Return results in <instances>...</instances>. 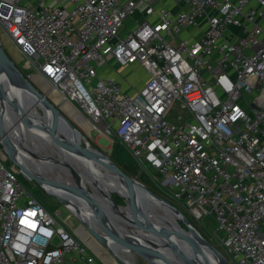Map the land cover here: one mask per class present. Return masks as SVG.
I'll return each instance as SVG.
<instances>
[{"label":"built area","instance_id":"obj_1","mask_svg":"<svg viewBox=\"0 0 264 264\" xmlns=\"http://www.w3.org/2000/svg\"><path fill=\"white\" fill-rule=\"evenodd\" d=\"M262 23L264 0H0L30 78L157 171L193 223L212 218L230 264H264ZM124 68L149 79L123 89L106 73L127 82ZM7 159L0 148V264H111Z\"/></svg>","mask_w":264,"mask_h":264},{"label":"water","instance_id":"obj_2","mask_svg":"<svg viewBox=\"0 0 264 264\" xmlns=\"http://www.w3.org/2000/svg\"><path fill=\"white\" fill-rule=\"evenodd\" d=\"M6 79L10 81L9 84L16 91H23L22 97L28 99L31 106L39 103L38 105L43 111V115H53L54 124L52 123L50 131H47L46 135H48V138L56 148L67 151L74 160L80 159L88 161L86 163L89 166L91 164H99V162L102 163L109 173L113 174L116 179L122 182L126 189L128 205H118L113 198L111 201L116 207H129L132 212L126 216H122L121 214L114 216V223H117L119 227L122 226V223H134L136 227H139V232L144 230L150 232V235L147 236L148 238L143 236L139 240H131L126 237L117 236L123 245L142 253L145 258H148L156 264H159V261L166 264H175L173 263L175 258H177L178 261L176 263L178 264L182 261L184 264H230L221 252L215 249L199 232L192 220L177 206L153 192L141 181L127 174L99 148L91 147L89 143L86 146H81L77 142H70L66 138L59 136L64 133L63 131H76L82 136L83 134L62 113V110L49 98L47 93L32 78L26 76L21 71L3 47L0 39V80L6 81ZM5 93L0 85V96L5 97L7 94ZM16 100L18 101V105L24 107L25 104H23L21 98L17 97ZM1 106L0 103V112L2 113L3 109ZM3 125V118L0 116V142L6 154L20 168L22 174L46 189V185L59 186L56 182L44 180L40 176L35 175L22 162L13 157L12 152L15 146H13L8 136L5 135ZM83 138L85 137L83 136ZM74 190L76 193L70 194V197L80 205L93 207L100 205L95 197L88 196L80 186H75ZM54 195L59 197L67 206L71 208L76 207L74 201L67 200L61 193ZM171 220L177 221L180 230L172 231L170 228H166ZM158 247L160 250H157Z\"/></svg>","mask_w":264,"mask_h":264},{"label":"bare ground","instance_id":"obj_3","mask_svg":"<svg viewBox=\"0 0 264 264\" xmlns=\"http://www.w3.org/2000/svg\"><path fill=\"white\" fill-rule=\"evenodd\" d=\"M9 83L10 81H8L7 79L6 81L0 80L2 89L7 93H5V97L0 96V103L3 109L2 113L0 112V116L3 118V128L5 130V135L8 136V138L13 143V146H15L12 152L13 157L22 162L35 175L40 176L42 179L57 182V184H59V186L57 187L46 185L47 190L53 194L61 193L67 200L69 199L71 201L74 200L70 197V194L76 193L74 187H81V185L77 183L73 175L71 179H67L65 181L63 180V175H71V169L73 168L78 171L82 170L86 178L88 179L93 193L87 192L83 189V187L81 188L88 196L95 197L99 201L100 205H97L96 207L83 206L74 201L76 207H72V209L82 217L85 222V226L91 229L92 233L96 234L99 238L100 241L92 240L90 242L91 246L95 248L97 253H99L98 251L102 249V246L108 247H104L106 249V252L103 254V256L111 264H117L115 260L116 258L121 259L125 264H136L135 254L138 253L142 255V253L136 252L134 249L123 245L118 240L117 236L126 237L131 240H139L141 237L133 235L127 230V228H131L136 231L139 230V227H136L134 223H122V226L119 227L117 223H114V216L119 214H121L122 216H126L132 211H130L131 209H129V207H116L112 203V201L107 200L103 193V191H106L107 193H119L127 197L126 189L123 186L122 182L119 179H116V177L113 174L109 173L106 169H103L102 167L105 168V166H103L102 163L99 162V164H91L89 166L88 163H86L88 161L80 159L74 160L67 151L56 148V146L53 145L51 141H49L48 135H46V132L50 131V126H52V123L54 124L53 115H46V118L49 122L48 123L45 118L40 115L38 110H36L35 106L39 103H36L35 106H31V103L28 101V99L22 97L23 91H16V89H14ZM39 83L44 90L52 91L51 95L54 97L55 101L59 102L60 100H62L59 94L56 91L52 90L49 84L43 83L41 81H39ZM17 97L22 99L23 104H25V108L17 104ZM65 103L66 109H69L71 111L74 110V106L71 103ZM21 108L26 109V116H29L31 120L34 121L35 124H37V126L42 129L44 134L36 133L35 130L31 128L30 123L24 120L25 114ZM44 109L46 110L45 107ZM75 117H77L78 122L87 123V119L80 113H77ZM86 127L89 131L91 130L88 124H86ZM28 132H30V135L27 134ZM63 132L64 133L60 134L59 136L66 138L70 142H77L78 144L83 146L80 141L83 136L80 133L76 131ZM41 143H44V146ZM38 145L43 146L45 148V152H40V155L37 158L29 156L27 152L33 150ZM51 149L54 150V155L52 156L51 154L49 155V153H47ZM48 158H53V162L48 161ZM53 164L55 165L53 166ZM99 165H102V167H100ZM86 219L89 220L90 224L86 222ZM94 228L97 232L93 230ZM166 228H170V230L172 231L180 230V227L175 220H171ZM85 230L80 228L79 232L81 234H84L85 239H87L88 236L91 235V233L90 231L86 232ZM162 230H164V228H162ZM145 238L148 237L146 236ZM158 249L160 250L159 247L157 248V250ZM177 261V258H175V261L173 263L178 264L176 263ZM159 264L166 263L159 261ZM179 264H184V262L182 261Z\"/></svg>","mask_w":264,"mask_h":264},{"label":"rangeland","instance_id":"obj_4","mask_svg":"<svg viewBox=\"0 0 264 264\" xmlns=\"http://www.w3.org/2000/svg\"><path fill=\"white\" fill-rule=\"evenodd\" d=\"M135 20L136 19L133 17H130L128 20H126L125 28H124L125 30L123 31V34L126 35L128 30L132 29L134 27ZM262 25L264 26V23H262ZM182 35L183 36L186 35L185 29L182 31ZM0 37H1V40L3 43V47L5 48L7 53L10 55V57L14 60V62L17 64V66L21 69V71L24 72V74L28 77H30L32 74H35L36 72L33 69L25 67L26 58L17 50V48L15 47L13 42L5 34L4 31H0ZM110 71H112V70L109 69L106 74L111 73ZM122 74L126 75V77L128 78L127 82H124L122 78L119 80L123 89H130L131 87L136 89L142 85V80L149 79L148 74L145 73V71H143V70H139L138 72H132L131 73L130 69L124 68V69H122ZM44 91L47 93L49 98L52 101H54L57 104V106L62 110V113L83 134V136L85 138L82 137L80 139L82 145L86 146V144L89 143V145L91 147L99 148L101 151H103L105 154H107L114 162L116 161L120 165V167H123L124 169H126L127 174H129L130 176L134 177L135 179L141 181L149 189H151L153 192L159 194L160 196L164 197L165 199L170 201L172 204L177 206L176 203L173 202L172 199L168 196L167 189L162 184L163 178L159 175V173L157 171L152 170L150 168L149 164H146V168H147V171L151 173L153 178H151V176L136 163V161L132 158V156L130 155V153L128 152V150L126 148H124L121 145L117 146L116 144H112V142L108 138H106L105 136H101L98 132H93L90 134L89 130L86 127L87 123H85V122L80 123V122H78L77 117H75V115L77 113H79L78 111H74V110L71 111L69 109H66V103L63 100H60L59 102L55 101L54 97L51 95V93H52L51 90H48V91L44 90ZM35 107H36V110H38V112L40 113V115L43 118H45V120L48 122V119L46 118L45 115H43V111L41 110L40 106L36 105ZM21 109L25 114L24 120H26L28 123H30L31 128H33L36 133L44 134L42 129L39 128L37 126V124H35V122L31 120V118L29 116H26V109H24V108H21ZM176 111L179 112V110H176ZM83 115H84V112H83ZM183 115H185V113H183ZM27 134L30 135V132H28ZM49 141H50V139H49ZM41 144H43V146H44V143H41ZM43 146L38 145L33 150H30L33 152L28 151L27 154H29V156L37 158L40 155V152L41 153L45 152V148ZM0 148L3 152H5L1 142H0ZM47 153H49V155L51 154V156H52V155H54V150L51 149ZM5 154H6V152H5ZM52 160H53V158H48V161L51 162ZM6 164L9 167H14L17 172L21 173L20 168L14 163V161L9 156H8L7 161H6ZM54 165L55 164H53V166ZM64 165H66V164H64ZM99 166L102 167V165H99ZM102 168L106 169L104 167H102ZM72 175L75 178V180L77 181V183L79 185H81V187H83L84 190H86L89 193H93V190H92L91 186L89 185L88 179L86 178V176L82 170L78 171L74 168L71 169V175L70 174L69 175L64 174L63 180L65 181L67 179H71ZM20 177H21V180L31 189V191L34 192V194L42 201V203L47 207V209L52 214L56 215V217L60 221L66 219L68 216H70L69 223L72 225L73 229H77L82 225L85 227V229H86L85 231H87V232L90 231L92 236L89 235L88 236L89 238L94 237L93 240L100 241L99 238L97 237V235L92 233L91 229L89 230V228H87L85 226V222L83 220H80L79 218H77L72 213V208L67 206L59 197L50 193L46 188L42 187L41 185H39L35 181L29 180L22 173H21ZM103 193H104L105 197L107 198V200H109V201H111L112 198L114 199V197H116L117 195H118L117 198L119 196H121L124 199V203L118 204L115 201V199H114V201L118 205H121V206H127L128 205V198L119 194V193H107L106 191H103ZM181 210L185 214H187L186 210L182 209V207H181ZM59 211L61 212L60 214H58ZM86 222L88 224H90L89 220H87V219H86ZM194 224L196 225L199 232L207 239V241L215 249L220 250L217 246V243L214 241L215 236H216L215 235L216 222L212 218H206L202 222V224L204 226L197 224V223H194ZM93 230H95V228ZM127 230L129 231V233H131L133 235H137L138 237H143V236L146 237V236L150 235V232L147 230H144L141 232H139V230L135 231L131 228H127ZM104 247L102 246V249L98 251L99 253H102V256L106 252L105 248H108V247H105V248ZM118 262H119V264H124V262H122V261H118ZM135 263L136 264H156L153 261L149 260L148 258H145L143 255L138 254V253L135 254Z\"/></svg>","mask_w":264,"mask_h":264},{"label":"trees","instance_id":"obj_5","mask_svg":"<svg viewBox=\"0 0 264 264\" xmlns=\"http://www.w3.org/2000/svg\"><path fill=\"white\" fill-rule=\"evenodd\" d=\"M116 145L119 146V144H116ZM115 163H116L118 166H120L116 161H115ZM121 168H123V167H121ZM123 170H125V172H127L126 169L123 168ZM117 196H118V195H117ZM117 196L114 197L115 201H116L118 204H122V203H124V199H123V197L119 196V197L117 198ZM186 215H187V214H186ZM187 216H188V215H187ZM181 225H182L183 227H185L184 224L181 223Z\"/></svg>","mask_w":264,"mask_h":264},{"label":"crops","instance_id":"obj_6","mask_svg":"<svg viewBox=\"0 0 264 264\" xmlns=\"http://www.w3.org/2000/svg\"><path fill=\"white\" fill-rule=\"evenodd\" d=\"M109 75H111V76H113V77L117 78L118 80H120V79H121V75H119V74H118V73H116V72H112V71H111V73H110ZM126 90H128V89H126Z\"/></svg>","mask_w":264,"mask_h":264}]
</instances>
